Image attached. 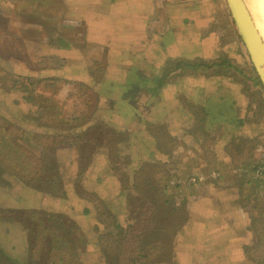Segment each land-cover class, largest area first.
I'll list each match as a JSON object with an SVG mask.
<instances>
[{
  "label": "rangeland",
  "instance_id": "374dc122",
  "mask_svg": "<svg viewBox=\"0 0 264 264\" xmlns=\"http://www.w3.org/2000/svg\"><path fill=\"white\" fill-rule=\"evenodd\" d=\"M137 1L0 0V120L14 118L13 127L10 124L7 130L10 137L31 153L32 159H53L58 168V160L65 163L54 173L66 185L67 179L72 181L66 197L43 189L37 191L0 161V248H5L11 257L29 259L35 241L34 231L21 220L23 217L7 211L38 208L40 217L51 221L50 226L55 222L53 213L70 212L77 227L88 234L92 232L94 242H88L85 250L72 256L75 263L80 259L77 264H120L116 256L96 242L94 231L99 221L95 220L98 211L94 205L112 202L117 206L116 201L132 187L136 200H127L119 219L139 220L148 201L158 203L160 198L154 177L164 181L169 177L185 181L188 177L183 191L176 187L174 192L164 194L179 203L186 199V217L174 223L172 229L170 226L171 233L162 234L168 233L162 245L152 241L160 247L145 254V259L141 254L136 261L135 251H120L129 259L126 264L206 261L210 249L224 238V259L228 264L235 262V251L241 253L237 258L247 256L243 247L248 230L245 224L251 226L255 217L264 213V172H258L264 169L248 166L253 157L255 162L264 161V104H259V96H244V89L249 87L254 92L258 87L248 76L251 60L230 5L227 0H144L147 7L139 9ZM61 34L68 44L60 43ZM44 77L61 78L59 87L53 90L67 108L69 104L79 109L84 92L77 84L67 83V79L92 85L94 110L112 120L114 126L107 129L126 140L105 145L95 153L87 170L80 167L81 151L51 142L48 127L52 129L56 124L50 120L43 124L38 107L27 102L23 92L14 87L24 80L40 87ZM212 110L232 119L217 120ZM254 110L259 111L257 119L248 121L249 115H255ZM237 117L246 122L245 133L256 138L253 144L236 127L233 119ZM18 120L22 127L15 123ZM156 126L167 136L154 139L152 128ZM115 135L111 138H118ZM93 161L98 162L97 170ZM148 161L160 162L164 170L152 167L143 174L151 178L137 179L132 168L151 164ZM216 169L222 171L216 173ZM221 174L225 177L220 179ZM77 185L90 193V198L81 197ZM139 185L142 188L138 190ZM5 191L19 192L17 202L1 198ZM227 197L233 198L230 201ZM87 205L92 208L90 214H85ZM174 209L173 205L169 210L161 208L159 217ZM214 214L224 216V221L213 218ZM177 217L174 212L171 221ZM250 229L257 234L255 228ZM40 231L49 242L54 237L52 232L62 233L63 238L68 234L59 226ZM153 234L159 235V231ZM5 238L16 240V253L8 249ZM71 242L66 245L68 252H72ZM152 256L155 261L148 263ZM247 261L243 264H259ZM221 262L220 255L216 264Z\"/></svg>",
  "mask_w": 264,
  "mask_h": 264
},
{
  "label": "trees",
  "instance_id": "16d2710c",
  "mask_svg": "<svg viewBox=\"0 0 264 264\" xmlns=\"http://www.w3.org/2000/svg\"><path fill=\"white\" fill-rule=\"evenodd\" d=\"M58 36V40L60 41V43L68 44V40L65 38V36H63V34ZM248 72V76L253 77L258 90L251 92L250 88L248 87L249 89L247 88L246 90H243L244 96L251 97L252 99L259 96L260 100L257 98L259 104H261V102L264 104V86L251 63ZM44 78H46L45 82L40 87H38L34 81L27 83V80H24L25 82L21 85L15 84L14 87L23 92V98L26 99L27 102H32L35 106L38 107V114L43 124H46L48 120L56 124V126L52 129H50L46 125L49 130L47 131L50 134L49 138H51V142H53L54 144L62 145L61 147L64 148L72 147L81 151V159L79 165L80 167L87 170L90 166L89 164H91L93 157L95 156V153L99 149L101 150L105 145L117 139L118 142L122 141L123 139L126 140L127 137H118L109 129H107V126L111 124L113 125L112 120L101 117L100 115H98V110L96 108L94 110L96 99L95 91L92 85L83 81H72L68 79L66 80L67 83L72 82L77 84L79 88L84 91L81 100V107L79 109H75L74 106L68 104V107L70 108L69 109L64 104V101H62L61 97L56 95L55 91L53 90L55 87H59L57 86V82H60L61 78ZM44 78H42L41 80H43ZM136 84L137 83H134L133 86L136 87ZM240 85L241 83H239V86ZM47 89L48 91H46ZM232 99L233 98L231 97L230 100ZM234 101H238V99H235ZM261 107L263 109L264 106ZM212 112L217 120L222 117L232 118L226 113L222 116V113H216L213 110ZM254 112L255 115L248 116V121L257 119L256 115L259 114V111L254 110ZM13 120L14 118L3 119V121L0 120L1 164L8 166L10 171L14 172L16 175H19L20 178L25 180L28 185H34L37 191H42L43 189L44 192L52 193L59 197L68 196L67 187L72 185V181L67 179L66 182L68 185H66L60 180L57 173H54V171H58L59 168L63 169L62 166H64L65 163H61L56 155L55 158L58 160V163L61 166L59 168L58 165H55V161L53 159L46 162L39 159H32V157L30 156L31 153H26V151H24L23 148L20 147L19 143L13 137H10V131H7L8 128H10V124L13 127ZM233 120H235L236 127L243 132L241 133L243 138L253 144L256 138H253L249 134L245 133L247 125L246 122L238 117L234 118ZM15 123H17V125H20V120ZM200 126L201 123L199 124V126H197V131ZM20 127H22V125H20ZM152 129L154 130L153 138L156 140H160L163 135L167 136L165 132L159 128V126H156ZM197 131L195 132V134L200 137L201 134ZM113 135L117 136L118 138L112 139L111 136ZM16 142L17 144L16 146H14V143ZM160 148L161 146H159V149ZM116 150L118 152H121L120 148H117ZM248 157L251 158L252 156ZM248 157H245V159ZM254 158L256 157L251 158L248 166H253V170H258L261 167H263L264 169V161L257 159L258 162H255ZM66 163L67 165H69L68 162ZM54 165L55 167L53 168ZM93 166H95L97 170L98 162L93 161ZM111 167L113 169V166ZM152 167L163 168V164H161L160 162H151V164L141 163L134 166L132 170L137 179L151 178L143 177V174L144 171L152 169ZM216 170V173L222 171L221 169ZM232 172H236V170L233 169ZM258 172H264V170L262 171L260 169L258 170ZM222 177H225V175L221 174L219 176L220 179ZM193 178L194 177H192V179ZM186 179L185 181H183L181 179H178V177H169L166 181H164L163 179H160V177H157V179H155L154 177L153 181L156 185V188L159 190L158 192L160 193V198L158 199V203L154 202V200L148 201L143 212H140L141 218L139 220L132 219L131 221L124 222L119 219V216L122 215V213L125 211L123 205L128 202L127 200L130 199L131 201V198L136 200L137 196L133 192L132 187H129L125 192L126 194L122 195L119 201H116L117 206H115L114 204L112 205V202H108V204L104 206H101L100 203H97L98 205L95 203L94 208L98 211V217L95 214V220L99 221L97 223L99 226L96 224V227L104 230L101 232L99 228L95 229L94 234L96 235V242L101 247H105L112 254V256H116V258H113L118 259V262L120 264H126V262L129 260L128 258L120 255L119 252L123 250L135 251L137 253L136 261L139 260L141 254L145 259V254H148V252L152 249H157L160 247L154 246L152 241H159L160 245H162V240L166 238V235L168 233H166L165 235L162 234H164L165 231L171 233V231H169L170 226L172 229L174 223L186 217L184 209L186 199H183L182 203H179L176 199L168 198L164 195L166 191L171 192L173 190L174 192V189H176V187H178V190L183 191V187H187L186 185H184ZM141 186L142 185L138 186V190L142 188ZM77 190V193L81 197H84L86 199L90 198V193L85 192L80 185H77ZM23 192L29 196L32 195L27 190H23ZM18 193L19 192L17 191L14 193H7L5 191L4 195L1 196V198L5 199L8 203L17 202ZM260 195V197H263V194ZM119 203L121 205H119ZM169 205H173L175 207L174 211L160 218V209L163 208L169 210ZM85 208V214H90L92 212V208L89 205L85 206ZM7 212L14 215L17 214L18 217H23L21 218V220L30 225V227L34 231L35 249L32 252L31 248L29 259L22 260L20 257L9 256L5 251V248H0V264H77L78 262L80 263V259L75 263L72 256H74L76 253L82 252V250H85L88 242H94V238L91 235L92 232L88 234L86 231H83L81 228H79V225L77 227L76 225L78 224V222L71 216L70 212H63L61 214L54 211L56 213H53L51 216L52 218H54L55 222L51 226V221L48 222V219L45 220L40 217V211L38 210V208H22L17 211L13 210ZM174 212L178 214V217L171 221ZM255 218V223H252L249 227L255 228L257 234L259 235V242L255 246L247 245L245 247L247 254L246 258L250 261L264 264V213L258 214ZM167 221L171 222L167 224L165 223ZM106 224L110 226L108 227L106 226ZM101 225H104V228H102L103 226L101 227ZM55 226H59L64 234H68H66V236L63 238L62 233L56 235L54 232H52V236L54 237L52 238L53 240L49 242L46 236L43 234L44 231L41 232L40 228L52 229ZM155 230L159 231V235L153 234ZM147 232H152V234L148 237L146 235ZM68 238H70L71 240H69ZM3 241L10 251L14 252L16 250L14 249L17 247L15 239H12L11 241L10 238H5ZM70 241H72V252H68L66 250L69 249L66 245L69 244ZM158 251L156 252V255H158ZM16 252L17 250L15 251V253ZM148 259H150L148 263H152L155 261L153 256L149 257ZM115 263H117V260L115 261ZM143 263H146V261H144Z\"/></svg>",
  "mask_w": 264,
  "mask_h": 264
},
{
  "label": "water",
  "instance_id": "95a60500",
  "mask_svg": "<svg viewBox=\"0 0 264 264\" xmlns=\"http://www.w3.org/2000/svg\"><path fill=\"white\" fill-rule=\"evenodd\" d=\"M246 52L264 86V32L251 0H227Z\"/></svg>",
  "mask_w": 264,
  "mask_h": 264
},
{
  "label": "crops",
  "instance_id": "0c3cea01",
  "mask_svg": "<svg viewBox=\"0 0 264 264\" xmlns=\"http://www.w3.org/2000/svg\"><path fill=\"white\" fill-rule=\"evenodd\" d=\"M135 4L139 9L147 7V5L144 4V0H139ZM225 105L226 104L224 103L223 108H222L223 113L225 112L224 111ZM230 119H232V118H230ZM227 198H229V200L231 201V199L233 197H227ZM213 218H218V219L221 218L224 221L225 217L222 215L214 214ZM210 220H212V219H210ZM245 228L248 229L247 233H246L247 234L246 235L247 241L243 247H245L247 245H255L258 242V236H257L256 232L253 231L252 229H250V227H248L246 224H245ZM219 232H220V230H219ZM226 247H227L226 241L224 238L223 240L219 241V243L214 247V249L213 248H212V250L210 249L209 258H207L206 261L195 260V261H188V262H183V263H188V264H216V260L221 255L222 256V262L220 264H228L227 260L224 259V255H225V253H227ZM238 254L239 255L241 254L240 251H238V253L236 251L233 253V255L236 257L235 262L233 264H243L244 262H248L247 261L248 259L246 258L245 255H243L242 258H237Z\"/></svg>",
  "mask_w": 264,
  "mask_h": 264
},
{
  "label": "bare ground",
  "instance_id": "6f19581e",
  "mask_svg": "<svg viewBox=\"0 0 264 264\" xmlns=\"http://www.w3.org/2000/svg\"><path fill=\"white\" fill-rule=\"evenodd\" d=\"M255 12L258 14L262 30L264 32V0H251ZM164 170V168L162 169Z\"/></svg>",
  "mask_w": 264,
  "mask_h": 264
},
{
  "label": "built area",
  "instance_id": "2783aa9c",
  "mask_svg": "<svg viewBox=\"0 0 264 264\" xmlns=\"http://www.w3.org/2000/svg\"><path fill=\"white\" fill-rule=\"evenodd\" d=\"M193 180H197V179L194 177Z\"/></svg>",
  "mask_w": 264,
  "mask_h": 264
}]
</instances>
